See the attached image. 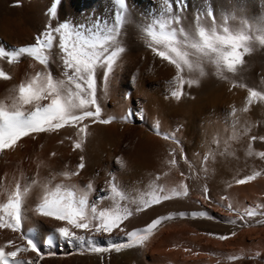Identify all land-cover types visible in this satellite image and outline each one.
<instances>
[{
    "label": "snow or ice",
    "instance_id": "obj_1",
    "mask_svg": "<svg viewBox=\"0 0 264 264\" xmlns=\"http://www.w3.org/2000/svg\"><path fill=\"white\" fill-rule=\"evenodd\" d=\"M113 3L115 8L109 18L96 17L78 23L65 19L55 25L49 23L30 45L7 51L0 47V60H7L9 64L29 57L43 66L41 71H36L12 90L13 94L7 98L9 104L0 102V153L15 149L23 137L35 139L41 133H59L61 129L74 130V136L65 139L72 140L74 150L82 151L84 137L89 134L91 125H107L117 119L104 112L97 94L98 87H101L104 95H107L108 82L126 51L122 36L129 22L130 8L127 0H113ZM163 5L159 14L138 27L145 46L153 55L176 68L177 75L171 82L176 85L171 91L173 98L179 100L184 95L182 89L185 84L191 86L199 83L197 78L185 79L181 75L185 70L189 74L198 72L203 77L206 67L210 66L222 80L241 81L233 82L232 87L247 88L248 105L254 101H264V90L248 87L240 76L245 64L244 56L255 51L257 45L264 46V23L251 25L242 22L235 27L229 17L217 22L209 9L203 14L197 13L193 23L185 24L186 0H163ZM48 15L50 19L58 16L55 3L49 8ZM57 48L61 72L54 75L50 66L56 63L57 53H54V49ZM101 76L103 84L98 85ZM0 79L7 81L12 77L0 68ZM243 110L246 112L248 108ZM142 113L143 110L133 112L129 109L120 119L126 123L142 120ZM235 113L234 108L232 115ZM154 131L165 140L179 143L175 133L160 131L158 121ZM251 139L256 140L257 137ZM260 139L264 140V137ZM169 155L171 159L162 163L175 167V149ZM259 156L264 158V152H260ZM84 167V157L81 156L80 163L74 169L65 166L62 171L50 172L44 178L37 175L30 180L22 176L9 188H4L0 183V197H5L0 200V230L18 234L16 239L7 242L14 250L5 252V248L0 246V264H39V260L17 257L21 253L33 252L42 259L41 249L45 245L49 248L70 246L81 252L97 254L142 246L158 226L172 217L158 216L143 228L129 230L131 218L154 205L190 195L189 186L183 181L169 189L160 183L162 176L157 175L147 193L139 200H130L113 178L107 181L105 189L100 190L106 195H100L97 202L89 204L88 196L95 191L94 183L89 181L83 187L72 183ZM259 175L260 172H256L238 179L236 183L245 184ZM202 192L205 200H211L207 186ZM33 193L36 200L34 207H30L28 201ZM105 199L111 201L109 207L100 206ZM221 199L228 198L223 196ZM227 209L237 212L240 220L264 216V212H258L256 208H246L240 213L232 203L227 204ZM29 211L41 219L26 232L23 226L29 219ZM178 215L214 219L207 211L181 212ZM44 220L61 222L63 226L48 227ZM226 222L237 223L236 220ZM258 222L264 223V220ZM230 235L235 236L236 233ZM98 236H106V240H97ZM228 238V235L217 236L219 240Z\"/></svg>",
    "mask_w": 264,
    "mask_h": 264
},
{
    "label": "bare ground",
    "instance_id": "obj_2",
    "mask_svg": "<svg viewBox=\"0 0 264 264\" xmlns=\"http://www.w3.org/2000/svg\"><path fill=\"white\" fill-rule=\"evenodd\" d=\"M211 1L216 7L219 4L222 5L219 8L220 11H231L232 7L229 0ZM260 2L258 5L253 2L251 3L252 6L249 4L248 9H251L255 15H260L261 9L264 8V0H262L263 4H260ZM54 3L58 7V16L56 19H50L48 10ZM127 3L130 8L129 22L124 28L122 42L126 48L124 54L126 55L129 52V55H133V53H139L140 49L145 46L138 26L142 22L151 19L152 16L159 14L164 5L163 0H127ZM114 8L113 0H0V47L7 51L30 45L35 42L36 36L43 32L45 26L49 23L55 25L65 19L78 23L90 21L96 17L109 18ZM219 9L215 8L216 13L220 12ZM246 11L248 12V10ZM246 11L244 10V12ZM233 22L236 25L239 24L235 20ZM184 23L187 24L186 21ZM58 51V48L54 49V53H57L56 63L50 66L54 75H59L61 72ZM146 53L149 55L148 61L142 67L138 66L141 63L139 57L134 58L129 64L123 68L121 67L122 69L118 71L117 75H112L108 82L110 87L114 85L119 91L125 92V86L129 87L131 80L135 81L138 79L137 86L145 98L142 106L144 105L146 125L141 128H137L138 126L132 124L129 127L127 126L129 129L126 128V130L129 131L131 128L134 130L135 136L133 139L131 134L122 138V134L119 131L120 125L115 122L107 125H91L89 134L84 137L82 151L80 149L74 150L72 140L58 138V133H51V136L49 133H41L36 135L35 139L23 137L15 149L0 153V183H2L4 188H9L14 184L15 180L20 179L22 176L29 180L37 175L41 178L42 173L50 169L52 165L54 166L58 159H63V161L64 159H67V161L73 160L70 164L68 163L71 168L72 163L74 164L76 161L80 163V157L83 156L84 169L86 168L87 170L92 168L95 162L98 163L101 149L105 144L115 143V145L117 144L116 146L120 147V150L122 147L128 148L127 151L125 150L127 155L124 156L131 161L130 167L134 171L132 180L135 184L129 189H122V191L130 200H139L142 195L150 190L149 185L154 182L155 176L160 175L162 176L160 183L165 184L169 189L182 181L184 183L188 181L190 192L202 191L207 186L209 193H214V195H232L244 205V209L256 208L258 212H264V158L259 156L260 152H264V140L260 139V137H264V101H254L251 105H248L247 97L249 93L246 92L248 90L244 92L239 89L240 87H235L242 91L243 94L238 92L240 96L236 95L238 100L230 108V103L223 100V97L227 94L226 92L230 89L229 85L224 84L228 80H222L217 77L214 69L210 66L206 67V75L203 77H200L198 72L189 74L185 70L181 74L185 79L197 78L199 83L191 86L185 84L182 89L184 92L183 99L177 100L172 96L169 97L168 93L164 94L163 91L166 92L168 88L172 91L176 87L175 84L171 83L177 75L175 66L170 65L167 61H162L159 57L150 55L149 52ZM261 56H264V46L259 45L251 54L244 56L245 64L240 76L242 77V82L248 87L256 88L254 81L257 79H255L254 71ZM0 68L6 70L12 77V79L7 81L0 79V102L9 104L10 101L7 98L13 94L12 90L34 75L36 71H41L43 66L29 57H24L13 64H9L7 60H0ZM228 75L231 76V74ZM233 82L239 83L241 81L236 79ZM98 83H103L102 76L98 79ZM263 83L262 85H264ZM149 85L154 87V90L150 89L152 87ZM262 87L264 88V86ZM98 88V95L108 99L109 88L107 89V95H104L101 87ZM258 88L256 90L260 89ZM115 92L113 93L114 95ZM242 95L245 96L242 97ZM104 101L107 102V100ZM129 101L131 103V100ZM113 102L115 105L112 111L113 116L122 114L127 103L124 105L125 101L121 100V95H118V92H116ZM245 107L248 108L246 112L243 110ZM234 108L236 113L232 115ZM181 116H184L182 119L184 121L186 119V123L179 127L178 144L156 135L154 126L157 121L161 132L169 134L175 133L176 130L178 132L174 122L176 121L175 119ZM178 121L183 122L181 118ZM136 128L140 130L138 131ZM147 128L149 131L146 130ZM66 131V135L70 132V136H74L73 129H66ZM196 133H198V140L194 141ZM61 136L59 135V137ZM253 136H256L257 139L252 140L251 137ZM45 137L48 140L45 139L48 143L46 148L42 146L45 145L43 144ZM173 149H175L177 166H165L162 162L166 159H171L169 153ZM52 153H56V155L53 156ZM206 157L207 159H205ZM66 162L64 161V163ZM59 164L62 163L59 162ZM178 166L180 168L178 172L183 171L186 175L180 180L173 178L175 168ZM55 169L56 167L52 171ZM124 169L126 168L123 167ZM256 172H260V175L256 176L254 180L247 181L245 184L236 183L238 179H243ZM49 173H46L47 176ZM164 173H167V175H164ZM72 182L75 183V181ZM3 199L5 197H0V200ZM35 200L36 194L33 193L28 205L34 207ZM170 202L183 204L185 199L175 198L165 201L161 205ZM161 205H154L138 215L141 217L146 211L157 209ZM28 216L29 219L24 226V231L26 232L32 229L34 223L41 219L33 215L31 211L28 212ZM245 219L253 225H264V223L258 222L264 220V216L261 215L245 217ZM151 220L152 216L146 222L150 223ZM44 223L48 227L54 226V222L49 220H44ZM199 225L209 231L218 229L215 224L206 222H201ZM0 233V246L5 248V252L14 250L7 242L10 239H16L18 234H14L10 230H0ZM187 241L188 239L181 232L166 237L163 240V244L166 243L168 246L176 244L184 247ZM196 241L189 238L192 246L197 244ZM151 242L152 239H149L147 245L144 244V246L132 247L131 250H126L130 254L132 262L134 261L135 264H156L159 261L169 262L170 259L174 258V253L170 249L160 251L159 254L162 253L160 256H158L159 254L156 255L155 251L159 247L156 245L155 247L154 244L151 245ZM197 242L199 243V241ZM17 243H19L18 240ZM154 248L158 249L155 250ZM149 249L150 252H148ZM41 251L42 253H54L57 252V248H49L45 245ZM32 254L33 252L21 253L18 254L17 258L29 259Z\"/></svg>",
    "mask_w": 264,
    "mask_h": 264
},
{
    "label": "rangeland",
    "instance_id": "obj_3",
    "mask_svg": "<svg viewBox=\"0 0 264 264\" xmlns=\"http://www.w3.org/2000/svg\"><path fill=\"white\" fill-rule=\"evenodd\" d=\"M256 1L255 0H229L230 6L232 8L230 12H226L222 10L220 11L219 8L222 5L219 4L216 7V5L212 4L213 2L211 0H186V5H185L186 10L184 13V22L186 21L187 24H191L194 22V18L197 13L203 14L207 10L211 9L214 13V18L216 19V21L218 20L221 21L224 17H229L231 18V21H230L231 23L234 20L237 21L236 23H239L238 25H236L235 22H233L232 24L235 27L240 26L242 22H247L248 24H251V25L264 23V8L261 9L260 15H257V14L255 15V13L251 11V9L250 10L248 9L249 4L252 6L251 4L252 2L253 3L256 2L255 4L258 5L259 2L261 1L260 4H263L262 0L260 1L256 0ZM215 8L219 9L221 13L220 12L216 13ZM241 9L243 10V12ZM244 10L245 11L248 10V12L246 11L247 14L246 12H244ZM243 13L244 15H242ZM187 16L188 18H186ZM146 52H149L150 55L154 56L152 51L146 46H143L140 49L139 53H133V55H129L130 53L128 52L126 53V55L125 54L122 55V58L119 61V66L114 70V73L112 75L113 76L117 75L119 70H121L125 65L129 64L132 59L137 58V57H139L140 62H141L138 64V66L142 67L148 61L147 58L149 57V55ZM263 63H264V56H261L258 59V62L256 65L257 67L255 68L258 71L256 70L254 71V76H256L255 79H257L256 81H254V85L256 86V88L259 87L260 88V89L258 88L259 90H264V88L262 87L264 86L262 85V83L264 82L263 81L264 80V74H263L264 64ZM258 76L259 77L263 76V77L259 78ZM130 83L131 84L129 85V87L125 86L124 88L125 92L119 91L118 89H116L117 87L114 85H111L112 87L111 89L108 83L107 89L108 88L110 89V90L108 89L109 91L108 99H105V97H102L101 95H98V96H100L101 98V103H102L104 112L108 115H113L112 111L115 107L113 99L116 95V92H118V95H121V100L125 101L124 105L126 103L127 104L126 106H124L125 109L122 111V114H119L118 116H116L117 119L113 120V122L118 123L120 125L119 127L120 129L119 128L118 129L120 131V134H122V138H124L125 136H129L131 134L132 139H133V137L135 136L134 130L131 128L129 132L128 130H126V128H128L129 125L131 124L138 126L137 128H141L142 126L146 125L144 105L142 106L143 102L145 101L144 100L145 98L142 95L141 90L137 86L138 79L135 81L131 80ZM232 83L233 82H230V81L224 83L226 85H229V88H230L229 91L226 92L227 94H225V96L223 97L224 101L230 103L229 107L230 106L233 107V104L237 102L238 99L236 95L238 94V92L241 93L242 91L245 92L247 90V88H242V89L239 88L240 90H242L240 91L239 89L232 87ZM102 84H99V85H102ZM149 86L152 87L151 85ZM150 89L154 90V87ZM167 91L166 92L163 91V93L164 94L168 93L167 95L170 97L171 89L168 88ZM114 92H115V95L113 94ZM241 94H243V92ZM237 96L239 97L240 94H238ZM243 96L245 95H242V97ZM183 98L184 96L181 97V99ZM104 100H107V102ZM129 100H131V103H129L130 102ZM255 103H258V102H255ZM128 109H131L133 112H139L140 110H143L142 114H144L143 115L144 119L142 120L137 119L134 122H127V123L123 122L120 119V117L126 114ZM182 117L184 116L178 117L177 119H175L176 121L174 122V126H176V128L178 129V132L177 130L175 131V135L178 138L180 134L179 127L183 126L186 123V119L184 121ZM179 118H181L183 122L178 121ZM137 128L136 130L139 131L140 129H137ZM146 130L149 131L148 128ZM66 132H67L66 129L61 130L57 134L58 138L64 139L65 137H67V135L70 136L71 133L68 132V134L66 135ZM64 133L66 136L63 135ZM59 135L60 136L62 135V136L59 137ZM47 137L43 139L44 140L43 144L45 145H42V146H45V148L47 147L46 144H48L47 143L48 140L46 139ZM45 139L47 141H45ZM197 140H198V133H196L194 136V141H197ZM116 145L115 143L105 144L104 147L101 149L100 159L98 163L95 162L93 164V167L91 166L92 168H88L87 170L86 168L82 169L81 174L77 177H74L72 180V181H75V184L77 185L79 184V186L81 187L85 186L89 181L94 183L95 191L89 193V196H88L89 204L97 202V199L100 195L102 194L106 195V193H101L100 190L105 189L107 187V181L113 178L118 182L121 190L129 189L131 188V186L135 184V182L132 180V174L134 171L131 170V167H130L131 161H129L125 157L127 155L126 151L128 150V148L122 147L120 150L119 149L120 147ZM122 152L123 153L125 152V154H123ZM61 161H63V159H58L57 160L58 164L57 162H55L54 166L52 165L51 168L49 167L50 169L45 170L42 173L43 175L41 178L47 177V174L49 172L55 173V172L62 171L61 169L64 170L65 166H68L70 168V165H68V163L70 164L71 161L73 160L67 161V159H64L65 162L67 161L66 163H64V161L63 162ZM59 162L62 164H59ZM4 164L6 165L5 162ZM77 164H79L78 161H76V163L74 162V164L72 163L71 168L74 169ZM2 165H3V162H2ZM123 165H126V166H123ZM55 167L56 169L54 170L55 171L54 172L52 171V169H54ZM123 167L126 169L123 170ZM178 170H180L179 166L175 168L173 178L180 180L183 176H186V175L184 173V175L182 176L181 173H183V171L178 172ZM186 184L188 185V181H186ZM210 196H211V200H205L202 191H197L196 193L190 192V195L188 197L183 198L185 199V202H183V204H176L177 202H174V203L170 202L168 204L161 205L157 209L146 211V213H144L143 216L141 217L137 214L136 216L131 218V222L129 223V230L133 228H143L146 224L149 223L146 221L148 218H151V216H152V220L157 218L158 216H171L172 217L171 219L164 221L160 226H158L157 229L154 230L153 234L150 235L149 238L144 243L147 245V242L149 241V239H152L151 245L154 244V246L156 245L159 247V249L156 248L158 250L154 248L156 250L155 251L156 255H158L160 251H163L164 249L165 250L170 249L174 253V258L170 259L169 262L159 261L156 264H264V225H261V224L253 225L251 222H249L246 219L240 220L237 212L229 211L227 209V204L229 203H232L234 207L239 210L240 213H243L244 211V205L241 204L238 199L232 197V195H214V193L210 192ZM223 196H226L228 199L222 200L221 197ZM110 204H111V201L108 199H105L104 201L100 202L101 207H109ZM196 211H207L210 215L214 217V219H206L202 217H191L190 215L181 217L178 215L181 212L191 213V212H196ZM169 212H171L172 214ZM229 220H236L237 223L235 225L231 223H227L226 221H229ZM201 222H206L208 224L209 223L215 224L218 227V229L216 228L217 229L215 230L216 232L209 231L208 229H205L204 227H201L199 225ZM126 223L128 222L126 221ZM57 224L59 226H63L61 225V222H54V226H58ZM181 232H183L185 237L188 239L186 244H184V247H181L176 244L175 245L170 244L171 246L170 245L168 246L166 243L163 244V240L166 237L170 235H175ZM232 232H235L236 235L235 236L230 235ZM210 233L213 235H210ZM218 235H228L229 238L226 240H219L217 239ZM189 238L195 239V241L196 240L199 241V243L196 241L198 246L197 244L192 246V244L189 242ZM96 239L101 240V241L106 240V236H98L96 237ZM160 243L163 245H161ZM144 244L142 246H144ZM131 249L132 248H124V249H121L120 251L111 250L109 252L97 254V253H93L89 251L81 252L79 249H76L70 246L61 245L59 248H57V252H54L55 253L54 255H51L49 253H42L43 258L41 259L40 257H37L36 253H33L32 256L29 257V259L39 260V264H44L45 261L48 264H135L134 261L132 262V258L130 254L126 252V250H131ZM148 252H150V249L148 250ZM161 254H159L158 256H160ZM230 257H236V259H230Z\"/></svg>",
    "mask_w": 264,
    "mask_h": 264
}]
</instances>
